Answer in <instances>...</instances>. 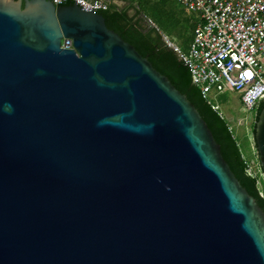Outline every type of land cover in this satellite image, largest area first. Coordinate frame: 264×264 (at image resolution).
<instances>
[{
	"label": "water",
	"instance_id": "1",
	"mask_svg": "<svg viewBox=\"0 0 264 264\" xmlns=\"http://www.w3.org/2000/svg\"><path fill=\"white\" fill-rule=\"evenodd\" d=\"M98 11L0 0V264H264L206 123ZM253 139L264 173V107Z\"/></svg>",
	"mask_w": 264,
	"mask_h": 264
},
{
	"label": "built area",
	"instance_id": "2",
	"mask_svg": "<svg viewBox=\"0 0 264 264\" xmlns=\"http://www.w3.org/2000/svg\"><path fill=\"white\" fill-rule=\"evenodd\" d=\"M76 1L84 9L108 8L107 0ZM175 1L186 12L199 16L187 52L162 36L187 66L202 98L211 104L210 93L230 91L239 96L243 113L255 112L264 101V0ZM50 2L55 3V7L66 4V0ZM68 47L71 41L62 39L61 48ZM248 172L256 175L249 165Z\"/></svg>",
	"mask_w": 264,
	"mask_h": 264
},
{
	"label": "trees",
	"instance_id": "3",
	"mask_svg": "<svg viewBox=\"0 0 264 264\" xmlns=\"http://www.w3.org/2000/svg\"><path fill=\"white\" fill-rule=\"evenodd\" d=\"M107 2L108 8L98 11L104 18L106 27L130 44L139 55L147 58L154 70L167 77L172 86L194 106L219 145L221 155L231 172L264 212V195L258 189L259 178L248 172V163L236 146L227 121L214 110L212 104H208L202 98L199 89L191 81L187 66L174 49L167 46L162 39V35H166L160 29L161 16L168 9L164 0H107ZM115 2H124L128 6L120 8ZM130 9H134L132 14L129 13ZM140 14L149 18L156 28L148 27ZM252 132L254 134V129Z\"/></svg>",
	"mask_w": 264,
	"mask_h": 264
},
{
	"label": "rangeland",
	"instance_id": "4",
	"mask_svg": "<svg viewBox=\"0 0 264 264\" xmlns=\"http://www.w3.org/2000/svg\"><path fill=\"white\" fill-rule=\"evenodd\" d=\"M164 3L168 9L164 11L161 16L160 29L165 33L166 38L171 43L180 48L182 52L186 53L199 16L197 13L186 12L184 8L174 0H164ZM115 4L120 8L128 6V4L124 2H115ZM133 12L134 9L129 10L130 14ZM208 100L213 106L217 107L218 112L227 121L230 131L236 141V146L239 148L243 158L247 161L251 172L258 176V189L264 195L263 177L259 176L261 170L258 164V154L254 146L253 132L250 129V123H252V119L249 116L250 114L248 115L240 110V98L236 93L230 91L210 93L208 95Z\"/></svg>",
	"mask_w": 264,
	"mask_h": 264
},
{
	"label": "flooded vegetation",
	"instance_id": "5",
	"mask_svg": "<svg viewBox=\"0 0 264 264\" xmlns=\"http://www.w3.org/2000/svg\"><path fill=\"white\" fill-rule=\"evenodd\" d=\"M6 1H12L15 4H19L20 5V9L21 10H24V8L26 7L27 3H29L32 0H6ZM263 103H264V101L260 102L259 105H258V107H257V109L255 110V112H253L252 114L249 115L251 117V119H252V123H250V129L251 130L254 129V125H255L256 118L258 117L260 111L263 108V107L261 108V105ZM260 174L264 178V174L262 173V171L260 172Z\"/></svg>",
	"mask_w": 264,
	"mask_h": 264
},
{
	"label": "crops",
	"instance_id": "6",
	"mask_svg": "<svg viewBox=\"0 0 264 264\" xmlns=\"http://www.w3.org/2000/svg\"><path fill=\"white\" fill-rule=\"evenodd\" d=\"M175 1V0H174Z\"/></svg>",
	"mask_w": 264,
	"mask_h": 264
}]
</instances>
